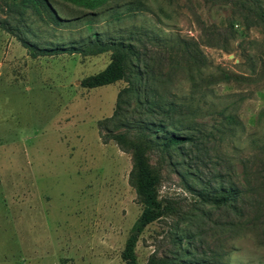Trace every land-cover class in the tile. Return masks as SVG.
<instances>
[{
	"label": "rangeland",
	"instance_id": "obj_1",
	"mask_svg": "<svg viewBox=\"0 0 264 264\" xmlns=\"http://www.w3.org/2000/svg\"><path fill=\"white\" fill-rule=\"evenodd\" d=\"M18 1L0 0V22L17 26L37 54L83 48L93 34H135L142 55L131 73L175 107L137 116L132 99L109 121L131 74L94 89L80 83L107 67L111 51L33 57L0 27V264H124L142 204L132 154L110 137L138 141L142 130L123 125L140 116L193 141L146 148L164 215L138 237V263L264 264V22L218 0H142L118 22L107 10L136 0L93 9L94 0H49L54 25L20 13ZM225 188L238 193L230 207L203 201Z\"/></svg>",
	"mask_w": 264,
	"mask_h": 264
},
{
	"label": "trees",
	"instance_id": "obj_2",
	"mask_svg": "<svg viewBox=\"0 0 264 264\" xmlns=\"http://www.w3.org/2000/svg\"><path fill=\"white\" fill-rule=\"evenodd\" d=\"M78 2L80 0H66ZM82 1V0H81ZM93 1V0H89ZM95 4H88L90 8H96L102 6L106 0H94ZM219 4L223 7H238L241 12L255 13V19L259 22H264V10L261 8L260 0H218ZM51 1L49 0H19L17 6L20 9V13H24L27 10H33L39 14H44L45 18L52 22L54 25H58L60 22L53 14L50 7ZM144 3L142 0H136L135 2L126 3L123 7L124 11L119 12V6L109 8V20L111 22H118L122 19L123 13L130 15L132 13L143 10ZM245 21H248L247 16H243ZM0 27L8 34L14 36L22 42L23 47L35 56H54L62 53L73 54L78 53L84 56L98 55L111 51V61L107 67L101 72L87 77L81 81L80 85L83 88L94 89L112 84L116 81L124 79L128 72L131 76V80L128 79V86L121 90L117 96L115 111L109 121L120 118L125 114L127 108L131 105L132 113L139 116V113L148 114H169L175 107L172 102H166L163 97L156 96L154 90L151 88L149 82L143 81L141 73L134 71L131 73L134 62L139 61L141 58V52L136 48L135 34L128 33L126 38L113 39L105 42H100L97 39V34H93L95 41H87L86 46L83 48H43L37 50L35 53L33 45L24 41L20 35V30L17 26H9L6 22H0ZM187 59L189 55L184 53ZM31 55V56H32ZM194 57V56H193ZM195 59V57H194ZM133 76V78H132ZM145 97V99H144ZM160 103L163 105L161 106ZM156 108H160V112H156ZM141 114V113H140ZM137 127L142 130L138 133V141L135 138H130L124 134H115L110 138L115 141L123 151L132 154L133 158V174L132 185L135 188L136 194L142 204V210L140 215L132 224L128 236L125 240L123 250L121 252V259L124 264H139L135 252L136 243L138 237L143 232L145 227L150 223L159 220L164 215V207L157 200L156 188L158 185V177L150 170L145 159V151L147 147H159L161 151L168 152L171 149H181L186 144L192 143L190 136L178 133L174 128H169L163 122L153 123L147 119L133 118L125 123L123 126ZM238 198L237 191L235 192L231 188H225L223 195L217 198H210L203 200L204 202L211 203L216 206H231L233 201ZM177 241H180L179 239ZM184 249V248H183ZM182 249V250H183Z\"/></svg>",
	"mask_w": 264,
	"mask_h": 264
}]
</instances>
